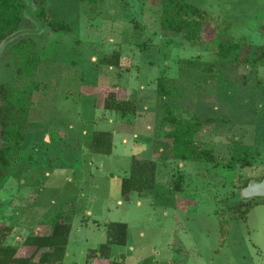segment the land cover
Listing matches in <instances>:
<instances>
[{
    "label": "rangeland",
    "instance_id": "rangeland-1",
    "mask_svg": "<svg viewBox=\"0 0 264 264\" xmlns=\"http://www.w3.org/2000/svg\"><path fill=\"white\" fill-rule=\"evenodd\" d=\"M25 1L30 23L0 43V85L14 75L13 61L4 55L7 46L31 36L41 58V89L32 97L19 166L0 185V226L20 218L26 227L14 241L25 237L36 220L32 195L41 189L48 216L72 200L85 213L89 228L70 233L68 251L76 264L106 243L104 226L111 222L128 227L127 244L111 246L109 254H124L125 264H264V204L255 205L246 222L234 210L245 183L264 176V61L228 62L212 78L205 70L189 78L178 74L180 59L215 61L219 42H243L250 52L264 47V0H186L207 14L204 40L196 43L160 29V0H48L51 20L66 22L69 31L34 21L37 5ZM114 53L118 68L102 62ZM163 74L184 90L181 100L169 101L181 109L179 116L186 110L209 120L196 143L211 149L217 162L158 161L155 190L125 200L120 181L132 158L150 161L160 149H170L169 141L152 142L155 84ZM111 86L119 100L135 105L133 115L102 110ZM98 131L112 132L111 155L90 150ZM245 151L253 157L250 167L227 165Z\"/></svg>",
    "mask_w": 264,
    "mask_h": 264
},
{
    "label": "trees",
    "instance_id": "trees-1",
    "mask_svg": "<svg viewBox=\"0 0 264 264\" xmlns=\"http://www.w3.org/2000/svg\"><path fill=\"white\" fill-rule=\"evenodd\" d=\"M80 2L95 3L97 0H79ZM48 0H34L37 9L33 16L45 22L53 31H69L71 27L64 21H52L46 10ZM207 14L186 0H160L159 25L163 32L181 35L189 43L204 40V25ZM30 23L26 17L25 0H0V43L22 30ZM249 46L243 42H219L216 60L204 62L200 59H180L178 74L189 78L192 72L205 70L212 78L214 71H221L226 63L253 64L264 61V47H256L250 52ZM11 58L14 75L12 82L0 85V185L7 180L19 166L20 155L24 149L26 132L30 125V111L33 106V94L41 89L36 73L41 65V58L36 50V43L31 36H23L12 41L4 52ZM110 68L119 67V55L102 59ZM203 77H205L203 75ZM165 74L156 79V105L153 126V140H166L170 149H160V155L150 161L132 158L129 174L120 181V193L125 200L129 194L154 191L156 188V171L158 161L170 160L178 162H206L215 164L217 158L211 149H202L196 143V136L209 122L200 119L195 114L184 110V116H179L180 108H173L169 101L181 100L183 89L173 84ZM102 103V110L119 114L125 118L135 113V105L129 101L119 100L116 86H111ZM110 88V89H111ZM156 144V143H155ZM160 144V143H159ZM91 151L98 155H111L113 152V134L110 131H98L91 137ZM154 153H156L154 151ZM29 159L32 156L29 155ZM253 162L251 152H241L233 155L229 166L240 165L250 167ZM263 177V176H262ZM262 177L259 179L261 180ZM248 184L245 183L244 187ZM178 189V185H176ZM258 204H264V198H254L249 201H239L234 210L243 222L251 209ZM46 224L49 231L46 234H27L20 246L7 244L6 239L12 233L13 227L0 226V264H62L66 255L69 241L70 225L62 222V214L53 212L48 216ZM226 221H221L220 232L224 240ZM117 234L120 238L117 241ZM107 241L97 249L90 251V258H101L109 264H124L123 256L120 260L110 259L109 251L112 245L124 244L126 224L112 222L107 224ZM20 247L34 248L30 256H19ZM42 249H47L37 262L35 255Z\"/></svg>",
    "mask_w": 264,
    "mask_h": 264
},
{
    "label": "crops",
    "instance_id": "crops-1",
    "mask_svg": "<svg viewBox=\"0 0 264 264\" xmlns=\"http://www.w3.org/2000/svg\"><path fill=\"white\" fill-rule=\"evenodd\" d=\"M90 150H91V147H90ZM45 174L47 177H49V173H45ZM34 189L35 188H33L27 194H29L30 192H34L35 191ZM40 192H41V194L38 191V192H35L36 193L35 195H32V196H34V198H36L35 199L36 203H33L31 205V207H34L33 212L36 215V220L30 222L29 228L31 230L29 231V233L34 232V234L42 235V234L48 233V231H49V227L46 224V221L48 220V213H49L50 207H48V205L45 202L43 190L40 189ZM30 197H31V195H30ZM118 203H121V201H119ZM68 204H70V206H71L69 208L70 209L69 211L66 209L67 208L66 205H68ZM54 212H60V214H62V222L70 225V233L75 232V231L78 232L81 229L87 230L89 228V227L87 228L85 213L83 212L84 213V215H83L82 213L78 212V206L74 200L67 201L60 209H58ZM86 213L88 216H91L90 211H86ZM19 219L17 222L15 221L14 223H11L9 225H4V226L13 227L12 233L7 237V238L12 237L11 238L12 242L10 241V243H7V244H13V245L20 246L22 244L23 240L25 239V237L27 236L26 235L23 238L19 237L20 239L17 238V240H19L18 242L14 241V238L18 235L17 232H20L23 229V227H26V225L20 223ZM92 223L97 229H99L100 223L97 220H92ZM106 229H107V225L104 226L105 231H106ZM127 233H128V227L126 226V237H125L124 244L120 245L117 242L115 245H112V246H125L127 244ZM119 238H120V234H117V241ZM105 239L107 241L106 235H105ZM69 241H70V234H69ZM69 241H68V245H69ZM68 245L66 248V255H65V258H64V261L62 264H76L75 260L71 258L72 257L70 255V254H72L71 251H68ZM100 245H103V243ZM92 250H95V249H89L88 252L86 253L85 260H84L83 264H109L107 260H104L101 258H92L91 259L89 254H90V251H92ZM33 251H34V248L20 247L18 255L19 256H30L33 253ZM46 251H47V249L40 250L35 255L34 261L37 262L39 260V258L41 257V255ZM109 253H110V251H109ZM121 255L123 256V262L125 264L124 254H120L117 258H113L109 255V258L120 260Z\"/></svg>",
    "mask_w": 264,
    "mask_h": 264
},
{
    "label": "water",
    "instance_id": "water-1",
    "mask_svg": "<svg viewBox=\"0 0 264 264\" xmlns=\"http://www.w3.org/2000/svg\"><path fill=\"white\" fill-rule=\"evenodd\" d=\"M29 2L30 0H28V7H29ZM28 7H27V11L29 10L30 12V9ZM32 19L36 22L38 21L34 16H32ZM18 34H21V32H18L15 35L10 36L5 41L10 42ZM254 198H264V176L262 177L261 180L249 181L248 184L241 191L242 201H249Z\"/></svg>",
    "mask_w": 264,
    "mask_h": 264
}]
</instances>
